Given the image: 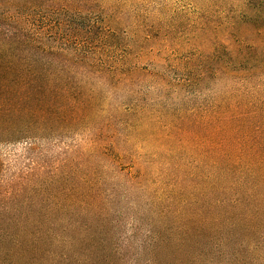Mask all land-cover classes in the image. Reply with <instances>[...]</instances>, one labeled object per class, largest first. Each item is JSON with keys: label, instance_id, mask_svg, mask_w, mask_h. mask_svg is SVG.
I'll use <instances>...</instances> for the list:
<instances>
[{"label": "trees", "instance_id": "16d2710c", "mask_svg": "<svg viewBox=\"0 0 264 264\" xmlns=\"http://www.w3.org/2000/svg\"><path fill=\"white\" fill-rule=\"evenodd\" d=\"M82 1L88 2L0 0V144L95 128L106 101L102 88L134 86L138 78L159 95H183L205 77L197 81L188 68L144 73L106 62L99 43L87 38L98 19L76 11ZM261 13L264 20V7ZM253 27L252 44L216 68V80L231 85L213 116L169 114L138 102L115 111L132 137L156 147L151 162L130 158L126 175L131 187H153L159 224L147 262L132 257L131 264H264V21ZM110 125L103 132L112 143L104 150L118 163ZM87 161L70 160L45 181L43 166L24 182H0V264H126L121 254L134 248L111 246L114 232ZM79 179L84 187L58 189ZM48 200L95 213L86 227L77 221L59 231L66 216L31 211ZM73 231L78 237L69 238Z\"/></svg>", "mask_w": 264, "mask_h": 264}, {"label": "rangeland", "instance_id": "374dc122", "mask_svg": "<svg viewBox=\"0 0 264 264\" xmlns=\"http://www.w3.org/2000/svg\"><path fill=\"white\" fill-rule=\"evenodd\" d=\"M80 4L83 5L76 11L88 15L87 19H98V28L87 38L99 43L106 62H116L119 68L144 73L154 69L188 68L195 71L197 81L202 72L205 77L199 86L183 95H159L150 89L148 81L138 78L134 86L102 88L100 94L103 93L106 101L95 128L0 144V182L14 179L24 182L25 177L42 173L39 171L43 166H46L42 179L45 181L52 170L70 160L77 157L88 160L91 180L101 190L100 208L106 224L114 232L111 246L134 248L131 254H121L128 259L126 264H131L132 257H139L145 263L149 258L146 246L150 233L153 227L159 226L153 214V198L149 196L154 189L150 185L141 191L131 187L126 175L130 158L151 162L156 157L151 154L156 147L132 137L130 128L122 123L126 117H117L115 111L125 104L138 102L148 105V109L156 108L169 114L189 109L197 116H213L211 113L216 111V106L226 101L231 85L225 78L216 80V68L224 66L233 50L247 48L252 39H256L257 31L253 26L258 27L264 21L260 14L264 0H88ZM110 124L117 132L113 145L118 146L122 155L118 163L104 150L112 143L103 132ZM81 187L84 186L79 179L74 184L65 182L58 189ZM33 208V212L53 214L58 219L66 216L59 231L77 221L81 227H86L91 222L87 215L95 213L78 204L63 208L50 206L49 200ZM76 233L67 235L76 238Z\"/></svg>", "mask_w": 264, "mask_h": 264}]
</instances>
